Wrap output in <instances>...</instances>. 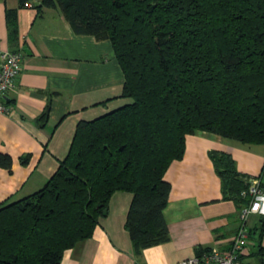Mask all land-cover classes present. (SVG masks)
<instances>
[{
  "label": "trees",
  "instance_id": "trees-1",
  "mask_svg": "<svg viewBox=\"0 0 264 264\" xmlns=\"http://www.w3.org/2000/svg\"><path fill=\"white\" fill-rule=\"evenodd\" d=\"M43 6L59 8L76 33L111 41L125 74L122 95L132 102L81 121L46 184L0 203V264H61L94 234L116 191L134 194L126 228L140 254L169 239L165 174L183 158L188 135L206 131L264 145V0H42ZM8 18L14 28L15 9ZM47 116L48 110L38 120ZM211 157L225 197L247 204L242 193L250 177L230 154ZM12 166V156L0 152V167Z\"/></svg>",
  "mask_w": 264,
  "mask_h": 264
},
{
  "label": "crops",
  "instance_id": "crops-1",
  "mask_svg": "<svg viewBox=\"0 0 264 264\" xmlns=\"http://www.w3.org/2000/svg\"><path fill=\"white\" fill-rule=\"evenodd\" d=\"M41 3L0 0V48L23 54L21 73L7 95L10 110L0 114V152L13 158L11 170L0 167V203L46 184L67 157L81 121L132 102L122 95L125 74L111 41L76 33L59 8H40ZM10 9L16 10L14 28ZM47 110V120L40 122ZM212 151L230 154L238 172L258 178L264 188L263 144L197 131L187 136L183 158L165 174L171 184L164 210L167 241L137 254L126 228L134 194L116 191L94 234L69 249L61 264H180L202 249H231L246 204L225 197ZM27 154L31 158L24 164ZM248 227L242 259L264 264V207L251 216Z\"/></svg>",
  "mask_w": 264,
  "mask_h": 264
},
{
  "label": "built area",
  "instance_id": "built-area-1",
  "mask_svg": "<svg viewBox=\"0 0 264 264\" xmlns=\"http://www.w3.org/2000/svg\"><path fill=\"white\" fill-rule=\"evenodd\" d=\"M23 67V54L20 50L0 48V114L8 113L10 105L8 92L15 87L16 79ZM248 187L243 191L249 202L240 212V226L233 246L229 250H204L181 261L180 264H247L240 256L244 253L249 234V222L253 214L260 213L264 207V188L258 178H249Z\"/></svg>",
  "mask_w": 264,
  "mask_h": 264
}]
</instances>
